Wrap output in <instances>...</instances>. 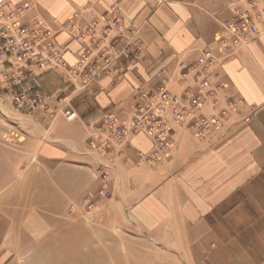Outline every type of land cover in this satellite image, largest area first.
Instances as JSON below:
<instances>
[{
  "label": "crops",
  "instance_id": "crops-1",
  "mask_svg": "<svg viewBox=\"0 0 264 264\" xmlns=\"http://www.w3.org/2000/svg\"><path fill=\"white\" fill-rule=\"evenodd\" d=\"M32 1L41 18L65 25L55 28L56 43L70 66L82 46L67 25L83 14L85 26L115 5L138 30L140 51L121 59V82L103 78L83 89L67 72L40 76L42 90L54 96L32 113L14 107L22 88L9 92L0 68V264H127L119 257L135 242L145 247L144 263L155 262L160 244L188 264H264V24L258 39L214 68L224 90L204 112L223 117L221 131L201 142L179 130L159 165L139 159L151 143L134 137L127 161L112 167L111 199L88 217L83 197L101 188L105 162L89 146L91 127L107 111L127 120L140 87L165 82L183 93L192 83L180 65L214 47L231 0ZM83 234L86 247L79 246Z\"/></svg>",
  "mask_w": 264,
  "mask_h": 264
},
{
  "label": "built area",
  "instance_id": "built-area-1",
  "mask_svg": "<svg viewBox=\"0 0 264 264\" xmlns=\"http://www.w3.org/2000/svg\"><path fill=\"white\" fill-rule=\"evenodd\" d=\"M230 8L231 18L221 23L214 47L204 50L195 64L180 65L181 77L192 83L183 93L172 92L165 82L156 87H140L134 95V107L127 120H123L116 111H107L101 123L91 127L93 132L89 146L98 152L100 158L111 157L114 163L117 157H113L112 151H115V155L119 154L124 160L133 138L144 133L151 148L146 153L139 152V159L147 163L160 161L172 153L178 130L189 132L201 142L221 131L223 117L204 112L206 105L218 100V92L224 90V86L215 84L214 68L258 39L264 24V0H231ZM29 11L28 5L15 6L10 0H0V68L4 75L3 84L9 92L15 93L18 87L22 88L13 100L18 111L47 107L42 104L43 99L49 103L51 97L40 92L38 79L49 72L70 73L76 81L82 78L86 85L108 76L114 81L121 78V72H118L117 79L114 74L109 75L112 72L108 71L109 66L119 70L117 60L123 54L112 44H108L106 57H103L106 70L97 71V63L92 60V46L99 49L103 43L99 45L98 41L91 43L89 40L92 23L82 30L76 21L67 25L73 31V40L82 46L76 64L70 66L65 59V50L56 43L59 32L55 28H64L65 25H60L55 18L47 22L37 13L30 15ZM112 12L108 16L114 17V22L122 21L117 7ZM110 31L109 26L104 27L102 38L108 40ZM118 31L120 35L115 38L117 46L122 41L121 50L128 51L126 55H137L140 51L138 30L127 28L122 22ZM112 51L115 54L110 56ZM73 117L74 114L69 115V119ZM112 167L113 164L100 163L101 188L83 197L84 212L91 214L100 205L99 201L110 196L107 184L111 179Z\"/></svg>",
  "mask_w": 264,
  "mask_h": 264
},
{
  "label": "rangeland",
  "instance_id": "rangeland-1",
  "mask_svg": "<svg viewBox=\"0 0 264 264\" xmlns=\"http://www.w3.org/2000/svg\"><path fill=\"white\" fill-rule=\"evenodd\" d=\"M25 5H28L29 6V8H30V11H29V13H30V15L32 14V15H34V14H36V15H38L39 13H38V9H39V7L37 6V3L36 2H33L32 0L31 1H29L27 4H25ZM117 7V9L119 10V12H120V18H121V20L122 21H118V22H114V20H113V18H110L109 16H108V14L110 15V14H112L113 12V10H114V8H116ZM88 10H85L84 12H87ZM98 16L95 18V19H93V20H91V21H88L87 23H85L84 25H85V27L84 26H82L81 24L83 23V21H82V16H83V14L82 15H80V17H81V23H78V25H79V27H80V30H82V29H84V28H86L87 27V24L89 25L90 23H92L93 25H92V28L90 29V34H89V40L91 41V43L93 42V41H98V43H99V45H101V43H103L100 47H99V49H97V47L96 46H92V48H93V54H91L92 55V60L94 61V62H96L97 63V71H101V70H103V69H105L106 67H107V65L104 63V58L106 57L105 56V54H106V52H107V47L110 45V44H112V45H114L115 47L114 48H117L119 51H120V53H123L119 58H118V60H117V64L119 65V67H118V69L119 70H115V68H113L112 66H109V69H108V71H110V70H112V72L111 73H109V75H112V74H114L115 75V78L117 79V76H118V72H121L122 73V75H121V78L118 80V81H116V82H121V81H123L124 80V77H125V74H126V71H123L124 70V68L121 66V64H120V62H121V59L123 58V57H126L125 59H127V60H129V58L130 57H132L131 55L130 56H128V55H126L127 53H128V51H125L124 52V50H121L122 49V45H121V43L120 42H118V46H117V43L115 42V38L116 37H119L118 35H120V33H119V31H118V27H119V23H125V26L127 27V28H131L130 27V25H128L129 23L127 22V20H125L124 19V15H123V12H122V10L119 8V5H115L114 7H112V9H111V11L109 12V13H107L106 15L104 14L103 16H101V14L100 13H96ZM100 14V15H99ZM106 26H109V28H110V35H109V39L107 40V39H103L102 38V30H103V28L104 27H106ZM72 31V30H71ZM122 31H124V30H122ZM75 34V33H74ZM71 35L73 36V31H72V33H71ZM102 39H103V41H102ZM109 44V45H108ZM97 45V44H96ZM117 53V52H116ZM115 54V51H112V52H110V56H112V55H114ZM104 57V58H103ZM112 59V58H111ZM106 70V69H105ZM104 70V71H105ZM104 73H102V75H103ZM107 78H109V79H111L112 80V77L110 76H108ZM77 81H78V83H80L79 84V87L80 88H86V87H88L89 85H91V84H89V85H86L85 84V82H84V80L82 79V78H78L77 79ZM112 81H114V80H112ZM70 83V82H69ZM85 86V87H84ZM40 92L42 93V94H45V95H47V96H54V94H49L48 92H44L43 90H42V87H41V85H40ZM223 92V91H222ZM221 92V93H222ZM34 94V93H33ZM62 97V96H61ZM9 100V102L11 103V100L10 99H8ZM13 103H14V101H13ZM46 103H48V101L47 100H45V99H43V105H45ZM41 104V105H42ZM40 105V106H41ZM228 105V108H229V110L232 112V113H234V111H235V106L236 105H234L233 104V102L232 101H230L229 102V104H227ZM14 107H15V105H14ZM40 108V107H39ZM227 110V109H226ZM36 111V110H35ZM228 111V110H227ZM22 112H25V111H22ZM32 112H34V111H28V112H25V113H32ZM253 116V115H252ZM179 131V130H178ZM178 131H177V133H178ZM176 133V134H177ZM175 147H176V145H175ZM175 147H174V149H175ZM173 149V150H174ZM116 154V152L115 151H112V155H113V157L115 156V158L117 157V159H115V161L116 160H119V159H121V157H119L118 155L119 154H117V155H115ZM99 155V154H98ZM171 155V154H170ZM112 158L111 157H104V161H105V163H109L110 165H112L113 164V166L114 167H117V165H116V162L114 161V163H113V159L111 160ZM167 158H165L164 160H156V161H154V162H148L150 165H159V164H161V163H164L165 162V160H166ZM109 199H111V191H110V196L107 198V199H104L103 201H101V202H104V201H107V200H109ZM99 208V205L98 206H96V208L91 212V214H88V213H86V212H84L85 214H86V216H93L95 213H96V211H97V209ZM84 211V210H83ZM88 216V217H89ZM102 240V239H101ZM109 241L111 240V239H108ZM79 246H82V247H86V237L84 236V234H83V236H81L80 237V240H79ZM124 253H125V255H124ZM144 253L146 254L147 252H145V247L144 246H142L141 244H139V243H137V242H135V243H132V244H129V245H127L126 247H125V252H122V254L120 255V259H122V260H125V262L127 263V264H166V262H167V260H166V258L167 257H170V259L172 260V262L171 261H169L168 260V264H188V261L186 262V261H184L183 259H182V257L180 256V255H171V254H168L167 253V251H166V249H165V246H162V245H158L157 246V252L154 254V258H153V260L155 261V262H151V263H144V260H143V256H144ZM143 254V255H142ZM149 254V253H148ZM124 255V258H122V256ZM140 255H142V256H140ZM85 256L86 255H84V254H79V258H81V257H83V258H85ZM146 257H149V255H147ZM184 257H186V256H184Z\"/></svg>",
  "mask_w": 264,
  "mask_h": 264
},
{
  "label": "bare ground",
  "instance_id": "bare-ground-1",
  "mask_svg": "<svg viewBox=\"0 0 264 264\" xmlns=\"http://www.w3.org/2000/svg\"><path fill=\"white\" fill-rule=\"evenodd\" d=\"M139 135H144L148 139V137L144 133H140ZM98 200H100V199H97V201ZM98 204H101V201H99Z\"/></svg>",
  "mask_w": 264,
  "mask_h": 264
},
{
  "label": "trees",
  "instance_id": "trees-1",
  "mask_svg": "<svg viewBox=\"0 0 264 264\" xmlns=\"http://www.w3.org/2000/svg\"><path fill=\"white\" fill-rule=\"evenodd\" d=\"M40 86V85H39ZM41 89V88H40Z\"/></svg>",
  "mask_w": 264,
  "mask_h": 264
}]
</instances>
